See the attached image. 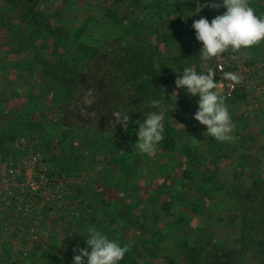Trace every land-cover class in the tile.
Returning a JSON list of instances; mask_svg holds the SVG:
<instances>
[{
  "label": "rangeland",
  "instance_id": "rangeland-1",
  "mask_svg": "<svg viewBox=\"0 0 264 264\" xmlns=\"http://www.w3.org/2000/svg\"><path fill=\"white\" fill-rule=\"evenodd\" d=\"M212 2L0 0V160L44 156L62 192L58 209L0 194V264H73L89 226L131 245L119 264H264V42L202 60L192 24L226 9L192 14ZM250 6L264 17V0ZM185 67L215 72L234 141L204 135L199 98L176 89ZM228 72L242 78L232 92ZM151 99L164 139L147 155L134 144L136 121L160 111ZM33 231L48 241L14 256Z\"/></svg>",
  "mask_w": 264,
  "mask_h": 264
},
{
  "label": "clouds",
  "instance_id": "clouds-1",
  "mask_svg": "<svg viewBox=\"0 0 264 264\" xmlns=\"http://www.w3.org/2000/svg\"><path fill=\"white\" fill-rule=\"evenodd\" d=\"M205 7L211 9L223 7L226 11L222 15L215 16L211 22L201 17L192 24L196 40L202 44L199 53L202 60L219 58L229 50L236 53L264 42V17L255 13V9L250 6V0H222V4L198 3L192 15L198 14ZM215 76L212 69L198 73L192 67H185L175 80V85L176 89L184 88L188 94L199 98L194 119L206 126L204 135L213 137L221 143H230L236 139L232 135L235 129L225 99L216 91L218 83L214 79ZM224 78L234 84L242 80L238 74L232 72L225 73ZM173 94L176 95L177 100L178 91ZM150 106L160 111L149 113L143 122L136 121L139 129L136 133L138 140L134 144L140 153L147 155L154 154L157 145L164 139L162 102L151 99ZM112 115L127 131L130 122L128 112L116 111ZM87 232L88 247L78 249L79 254L74 255L73 264H119L130 250V244L121 246L117 241L110 240L102 231L97 230L95 226H89ZM89 248L91 251L88 250Z\"/></svg>",
  "mask_w": 264,
  "mask_h": 264
},
{
  "label": "built area",
  "instance_id": "built-area-1",
  "mask_svg": "<svg viewBox=\"0 0 264 264\" xmlns=\"http://www.w3.org/2000/svg\"><path fill=\"white\" fill-rule=\"evenodd\" d=\"M218 67L222 69L221 65ZM235 86L236 84L232 81L227 83L231 92ZM18 147L22 148L21 144H18ZM22 151L25 152L26 150L22 149ZM25 154L21 158L0 160V194L3 193L8 196L18 194L17 199L21 202L22 198L32 202L39 197L54 209L60 207L62 205V192L59 181L52 177V169L47 158L31 152ZM48 239V234H44V238H42L39 232L33 231L28 237L29 244L26 248L14 247L12 253L14 256H28L29 249L34 244L47 242Z\"/></svg>",
  "mask_w": 264,
  "mask_h": 264
},
{
  "label": "trees",
  "instance_id": "trees-1",
  "mask_svg": "<svg viewBox=\"0 0 264 264\" xmlns=\"http://www.w3.org/2000/svg\"><path fill=\"white\" fill-rule=\"evenodd\" d=\"M97 51L98 50H96L95 48H93L92 49V52H94V53H97ZM90 57H92V55L90 56ZM107 61H108V63H107ZM106 63L108 64V65H110V64H112V60H106ZM90 74V73H89ZM69 79H70V81H71V83H73V85H75V86H77V85H79L78 83H79V81H81L82 79H85V78H87V76H86V74H80V72H76V71H72L70 74H69ZM95 80H97V78L99 77V76H97V75H95ZM111 77V76H110ZM101 79H102V81H103V84H104V88H106V95L105 96H103V104L105 105V109H109L110 107H111V105H112V103H113V105H114V102H116L117 101V98H116V100L114 99H111L110 97H108V95H107V93H108V88H110V86H112V84L111 85H109V81H111V80H107L106 79V76L104 75L103 76V78L102 77H100ZM97 82V81H96ZM94 86H96L95 84H93ZM114 85V84H113ZM100 88V87H99ZM119 88V87H118ZM116 89L117 88H115V89H111L110 90V92H109V95H113V94H115L116 96H120L119 94H117L116 93ZM99 98V97H98ZM110 101H112V103L110 104ZM93 105H95V102L94 103H92ZM92 107H94V106H92ZM117 109H118V103L116 104V107L114 108V109H112V110H114V111H117ZM136 109V108H135ZM113 111V112H114ZM136 111V110H135ZM48 160V159H47ZM48 162L50 163V161L48 160Z\"/></svg>",
  "mask_w": 264,
  "mask_h": 264
}]
</instances>
